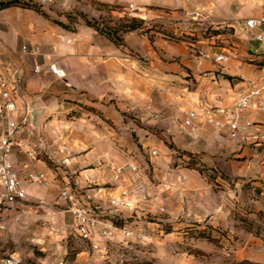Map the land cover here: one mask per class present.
Here are the masks:
<instances>
[{
	"label": "crops",
	"instance_id": "0c3cea01",
	"mask_svg": "<svg viewBox=\"0 0 264 264\" xmlns=\"http://www.w3.org/2000/svg\"><path fill=\"white\" fill-rule=\"evenodd\" d=\"M78 4L83 13L111 12L141 26L120 31L117 43L86 22L65 27L33 9L0 10V76L11 86L21 84L10 118L19 122L29 116L12 155L23 180L32 173L50 177L58 172L60 180L67 174L81 191L94 180L103 199L111 193L125 203L124 212L136 205L141 191L153 190L148 172L155 180H168L171 161L188 160L190 155L227 179L264 181V91L250 108L234 107L252 84L264 82V45L244 24L264 14L262 0H78ZM130 4L136 9L130 10ZM221 54L229 59L217 61ZM49 63L64 69L66 78L51 72ZM3 104L0 93V108ZM218 107L228 113L209 112ZM188 111L196 112L194 135L183 126ZM236 115L241 123L254 122L247 135L232 136L228 122ZM7 121L0 111V135ZM218 122L225 126L220 129ZM253 134H259L258 141ZM128 161L139 171L128 170L115 180L109 165ZM176 171L188 187L200 189L205 184L200 171L199 177L185 165ZM26 189L25 204L41 199L66 203L52 183H26ZM17 207L0 206V222L7 224Z\"/></svg>",
	"mask_w": 264,
	"mask_h": 264
},
{
	"label": "rangeland",
	"instance_id": "374dc122",
	"mask_svg": "<svg viewBox=\"0 0 264 264\" xmlns=\"http://www.w3.org/2000/svg\"><path fill=\"white\" fill-rule=\"evenodd\" d=\"M30 1L55 22L74 26L92 19L113 37L120 38L131 22L106 11L83 13L78 0ZM184 165L198 177L200 171L204 186L185 185L176 171ZM147 175L153 190L141 191L134 207L114 216L134 235L118 231L94 252L76 234L64 204L32 202L12 208L11 220L0 230V254L19 253L27 264H264L263 180L227 179L191 155L171 161L168 180Z\"/></svg>",
	"mask_w": 264,
	"mask_h": 264
},
{
	"label": "built area",
	"instance_id": "2783aa9c",
	"mask_svg": "<svg viewBox=\"0 0 264 264\" xmlns=\"http://www.w3.org/2000/svg\"><path fill=\"white\" fill-rule=\"evenodd\" d=\"M262 1L264 2V0ZM129 8L130 10L136 9L133 4H130ZM244 24L246 30L256 32L255 36L257 41L264 45V14L250 17L245 20ZM228 59V56L222 54L216 57L217 61H226ZM35 69L37 72L41 70L38 64ZM48 69L59 78H66L65 70L55 63H49ZM66 84L70 86L69 82ZM20 85V81H17L15 86H11L7 79L0 76V93L4 98V104L1 106L0 111L4 112L8 118L7 128L5 132L0 135V206L6 204L22 207L27 200L26 183L39 185H48L52 183L58 188L59 197L66 202V209L72 213L73 226L76 230V234L83 241L87 242L94 252H100L103 242L111 241L118 231L126 236L134 235V231L131 228L126 224L118 223V220L114 218L115 215H121V213L124 212L125 203L122 202L119 197L111 193H109L107 198L103 199L98 193L96 181H90L89 186L81 191L68 180L67 174L60 180L58 172H52L50 177L48 173L40 172L30 174L28 180H23L21 178L12 160V155L14 149L20 146L18 134L28 125L29 116L26 114L19 122H15L10 118L11 112L16 109L15 93L20 92ZM263 91L264 82L261 84H252L251 90L241 96L235 103V109L239 111L250 108L253 101L261 97ZM209 112L219 114L228 113L227 110L220 107L211 108ZM195 118V111L186 112L183 118V126L186 133L189 135H194L193 128ZM228 124L232 136H235L239 132L247 135L248 129L255 125L254 122L251 121L241 123L237 115L231 118ZM217 125L222 129L225 123L218 122ZM252 137L254 141H258L260 138L259 134H253ZM24 150L29 156H36L34 151ZM152 153L156 154L155 151ZM109 167L114 172L115 180H118L120 176L128 170L132 173H137L139 171L137 164L130 161L119 166L110 164ZM141 189H144V187H141ZM127 192L126 189L122 190L123 195H126ZM36 203L40 207H46L52 204V202L44 199L38 200ZM4 228L5 225L0 222V230ZM0 264H27V262L21 254L13 252L0 255Z\"/></svg>",
	"mask_w": 264,
	"mask_h": 264
},
{
	"label": "trees",
	"instance_id": "16d2710c",
	"mask_svg": "<svg viewBox=\"0 0 264 264\" xmlns=\"http://www.w3.org/2000/svg\"><path fill=\"white\" fill-rule=\"evenodd\" d=\"M11 6H20L24 8H29L33 9L43 15L46 16V14L41 10V6L38 5L35 2H32L30 0H0V10L5 9ZM58 24L67 27L66 24L62 22H57ZM86 23L89 26H93L100 30L103 33H106L111 39H113L115 42L119 43L121 41V38L119 37H113L108 31H106L103 27L98 26V23L92 19H87ZM141 26V22L136 21L133 19L129 24L124 25V29L122 31H130V30H135Z\"/></svg>",
	"mask_w": 264,
	"mask_h": 264
},
{
	"label": "water",
	"instance_id": "95a60500",
	"mask_svg": "<svg viewBox=\"0 0 264 264\" xmlns=\"http://www.w3.org/2000/svg\"><path fill=\"white\" fill-rule=\"evenodd\" d=\"M39 113V111H36L34 114H35V116L37 115Z\"/></svg>",
	"mask_w": 264,
	"mask_h": 264
}]
</instances>
